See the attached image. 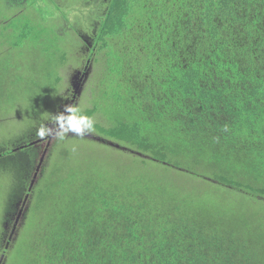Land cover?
<instances>
[{
  "label": "trees",
  "instance_id": "trees-1",
  "mask_svg": "<svg viewBox=\"0 0 264 264\" xmlns=\"http://www.w3.org/2000/svg\"><path fill=\"white\" fill-rule=\"evenodd\" d=\"M63 2L97 21L102 70L80 111L133 159L114 170L70 151L46 168L39 128L0 146L6 217L26 199L41 209L18 264H264V0H0L4 73L60 52Z\"/></svg>",
  "mask_w": 264,
  "mask_h": 264
},
{
  "label": "rangeland",
  "instance_id": "rangeland-1",
  "mask_svg": "<svg viewBox=\"0 0 264 264\" xmlns=\"http://www.w3.org/2000/svg\"><path fill=\"white\" fill-rule=\"evenodd\" d=\"M62 4V7L65 4L63 7L64 14L71 22L67 25L64 18L57 14L55 23L57 22L58 25L61 23L59 28H65L64 31H59L61 34L59 40L60 52L55 54L54 57H50L45 53L33 60L29 58L36 66L35 70H27L29 63L24 65L23 71L17 73L15 71L4 73V69L0 68V146L11 145L13 140L23 135L24 132L30 133V131L40 128L42 125L51 127L54 123V116L62 112L65 105L74 104L82 111L93 106L92 100L96 95L92 89L98 82L99 71L102 70V65L94 60L97 55L90 54L97 25L95 22L97 21L92 22L88 15L92 13L94 7L90 4L82 5L80 3L71 5L63 2ZM82 50L86 55H91L89 64L88 61L87 64L82 63L81 58L80 61L75 60V57L79 55L78 52L80 53ZM63 56L68 60L62 64L61 59ZM71 56H74V59ZM49 73H51V77H49ZM6 103H9L8 105L12 111H5L3 107ZM103 118L104 116L98 113L96 121L103 122ZM105 124L106 121L104 120L103 125ZM85 137L82 139L69 133L65 136V145L59 144V140L55 138H49L45 142L41 141L39 144L40 157L43 158L45 167L47 168L49 159L50 161L54 158L60 160L61 155L71 154L70 151L73 154L91 151V155L95 157L94 159L100 165L107 168L113 167L114 170H124L126 165L133 159L130 155H127L129 151L126 148L94 131ZM90 139L94 140L93 143L88 141ZM50 156L54 158H50ZM56 159L53 163L56 162ZM62 160L64 159L62 158ZM66 163L68 164V162ZM70 163L74 164V162ZM158 172L163 177L162 172L160 170ZM55 175L56 173L54 174L53 170H49L44 184L50 183L49 181L53 177L55 178ZM8 177L0 175V248L6 243L8 236H13L9 247L12 249L16 245V250L13 252L10 261L0 254V264H7L8 261V264H18L26 243L20 237L25 229L31 228V217L39 216L41 209L36 207V210L33 211V199L30 201L26 199L18 206H14L10 216L6 217L5 206L10 193V180ZM156 177L159 180L162 178L157 174ZM41 178L42 175L38 176L34 184H38ZM165 178L169 177L166 176ZM231 196L234 200H239L235 195ZM246 202L253 204L248 199ZM26 233L32 234L33 232L27 231Z\"/></svg>",
  "mask_w": 264,
  "mask_h": 264
},
{
  "label": "clouds",
  "instance_id": "clouds-1",
  "mask_svg": "<svg viewBox=\"0 0 264 264\" xmlns=\"http://www.w3.org/2000/svg\"><path fill=\"white\" fill-rule=\"evenodd\" d=\"M94 131V121L91 117L82 114L80 109L74 105H65L64 110L54 116L51 127L42 125L36 135L40 138L51 136L55 139H64L69 133L84 137Z\"/></svg>",
  "mask_w": 264,
  "mask_h": 264
},
{
  "label": "water",
  "instance_id": "water-1",
  "mask_svg": "<svg viewBox=\"0 0 264 264\" xmlns=\"http://www.w3.org/2000/svg\"><path fill=\"white\" fill-rule=\"evenodd\" d=\"M53 137H51L50 136V139H52ZM36 143V142H35ZM41 164H42V162H41ZM40 171V167L38 168V171H37V174L35 175V177H34V180H33V183L32 184H34L35 183V179H37V175H38V172Z\"/></svg>",
  "mask_w": 264,
  "mask_h": 264
},
{
  "label": "flooded vegetation",
  "instance_id": "flooded-vegetation-1",
  "mask_svg": "<svg viewBox=\"0 0 264 264\" xmlns=\"http://www.w3.org/2000/svg\"><path fill=\"white\" fill-rule=\"evenodd\" d=\"M74 97V96H73ZM50 138V137H49Z\"/></svg>",
  "mask_w": 264,
  "mask_h": 264
}]
</instances>
